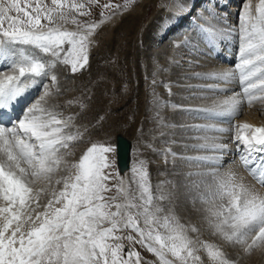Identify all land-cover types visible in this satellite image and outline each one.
<instances>
[{"label": "snow or ice", "instance_id": "snow-or-ice-1", "mask_svg": "<svg viewBox=\"0 0 264 264\" xmlns=\"http://www.w3.org/2000/svg\"><path fill=\"white\" fill-rule=\"evenodd\" d=\"M134 2L126 0L125 7ZM98 3L0 0V59L7 62L0 66V264H154L144 260L135 244L153 253L160 264H205L198 254L201 249L207 264H241L254 251L264 255V194L238 180L232 169L221 172L227 145L216 142L219 136L208 135L228 129L215 123L191 125L205 135L194 137L202 143L186 147L213 154L178 157L168 149L165 155H172L173 166L176 159L205 165L207 171L186 176L209 177L210 182L168 181L166 191L157 187L158 195L153 194L143 159L133 165L130 182L120 178L109 186L113 177L106 170L112 167L107 155L114 151L111 146L92 143L77 162L68 159L73 155L72 145L88 129L74 131L75 115L65 116L58 105L49 104L53 91L44 80L51 74L52 85L59 92L54 72L58 64L70 66L72 73L87 66L99 24L81 21L78 16L90 15L89 6ZM118 7L103 5L104 9ZM218 15L208 10L207 16L200 17L204 23L196 25L208 45H214L224 32ZM238 35L234 68L193 74L218 83L190 88L213 96L232 93L223 98L196 97L210 101L187 109L199 118L226 119L239 114L245 102H264V0H259L254 11L250 0L245 3ZM233 82L241 91L220 86ZM37 88L43 89L38 98L26 99ZM76 103L84 107L82 102ZM234 140L238 150L241 145L248 150L249 155L242 156L246 168L254 162L250 158L253 151L264 154V126L237 125ZM61 172L66 174L58 175ZM252 175L264 185V171L257 174L252 170ZM113 189L116 194L108 195ZM192 192L197 193L191 197L193 211L212 235L238 250L235 259L226 256L221 246L191 235L198 232L195 226L179 222L175 205ZM197 201L210 207L196 208Z\"/></svg>", "mask_w": 264, "mask_h": 264}, {"label": "bare ground", "instance_id": "bare-ground-1", "mask_svg": "<svg viewBox=\"0 0 264 264\" xmlns=\"http://www.w3.org/2000/svg\"><path fill=\"white\" fill-rule=\"evenodd\" d=\"M158 1L159 0H143V2H141V4H138L137 6H135L134 9L131 12L122 14V15L117 16V17H111L110 19L106 20L102 24V26L99 28V30H97V32H96L97 34L95 36L96 37L95 42L99 41L98 42L99 46L92 50L93 51V55H97L96 57H92V59H91L92 60L91 61V69H94V71L92 70L93 72H91L89 74H88V71H85L84 73L82 72L83 73L82 75L80 74V76H79V74H78L76 76L77 81H76L75 88H77L78 87V83L81 82V85H82V87H81L82 89L80 90L81 94L79 95V92L77 91L78 93L75 92V95L74 94H72L71 96L70 95L69 96L57 95L55 97V103H57V105H58V103H60V101L68 103V101L71 100V98L73 99L74 96L75 97L78 96L77 99L79 98L78 100L84 102L83 105L86 108V112H83L84 114H82L83 117L81 119H83L82 124L83 123L85 124L84 125L85 127H83L82 132H83V130L85 128L88 129V131L82 137L83 139H85V141L87 140V138H89L88 140H90V139H93L94 137H97V138H99V140L97 139L99 142L104 143V141L109 137V131L108 130L110 129V127L111 126H120L119 125L120 122L121 123L128 122L131 125L129 129H130L131 133L134 134L135 131L138 129L137 126L142 123V117L144 115H146V114L150 115L151 113L152 114L156 113L158 118L162 117L163 119H167V120H177L179 123L187 122V121H189V123H190V121H192V120L197 121V123H199L200 121H203L204 120L203 118H199L196 114L187 111V109H189V108L200 107V106H203V104H199L197 102H193L194 98H192L190 95L193 92H195V94L196 93L197 94H199V93L201 94L202 90H199L198 88H190L189 87L190 84L188 85V83L190 81H192V79L191 78L187 79L186 77L187 76L188 77H190V76L193 77L194 73H207V72H210V71H208V69H205V68H204V70H198V72L196 70L185 71L186 69L184 67H182V64H181L182 63L181 61H183L185 59H189L190 61L191 60L194 61V62H192V61L191 62H192V65L193 64L195 65V61L197 60V58L194 57V54H192L194 49H198L199 51L200 50L204 51L205 53H209L210 51L214 52L213 55H211L210 57H207V60H208L207 63L211 67L214 66L213 68H215V70H211V71H222V70L231 69V67H227V66L223 67L224 66L223 64H221V66L215 65V63H218L219 61H222V59L218 58L219 56L217 55L219 50H224L225 48H228V49L231 50V48H232L233 42L227 41L228 40L227 35H229L227 33H229V32H226V33L223 32L217 38V41L215 43L217 45H219V42L221 40H223L224 38H225L224 40H226V44L224 45V43H223L224 47L220 48L219 50H216V48L213 49V45L205 44V40H204V38L202 39V33H200L199 30H197L196 33H195V30H192V31H189V32H188V30H185L186 31V35H185V33L182 32V29H184L187 25L188 26H190V25L193 26L194 25L193 23H194L195 19H200L201 16H207L208 15V10H211L212 12H217L219 14L218 17L220 16L221 18H223L227 22H229L228 19L230 18L229 16H230V13H231V12H229V9H231V7H233L232 4L228 5L230 0H196V6H195V3L192 0L191 1L190 0H163V1L160 0V2L162 1L163 5H168V8H169L168 12L169 13L166 12V14L158 15V13L160 11L157 10L156 7H155L154 8V15H153L152 19L150 20L149 25H147V23L145 21H143V18L146 15L147 11L152 7V4L156 5V3ZM223 2H225V3H223ZM226 3H227V6H229V9H226ZM197 6H198V8H197ZM190 7H191V9L192 8L194 9L193 11H195V16L193 17L192 20L190 19V17H187V19H186L185 16L181 17V15H179L180 12H183V10L184 11H186V10L188 11V9H190ZM193 11H191V12L193 13ZM191 12H190L189 15L192 14ZM156 15H158L160 17V18L157 17L159 19L157 20L156 23H160V22H161V24L163 23V27H160V26H162L161 24H160L159 27L154 26L156 29L153 31L152 27H149V26H150L151 23H153L157 19V18H155ZM176 18H177V20L178 19L184 20V18H185V20L183 22H182V20L180 21L181 25L179 24L180 22H178V24L173 25L175 23L174 21H175ZM220 24L223 25L222 27L224 28V30H226V28L228 29V25H226V22H225V24L220 22ZM182 25H184V26H182ZM207 26L208 25H205V27H207ZM149 30H150L151 33H148ZM152 32H153V34H152ZM175 36H177V37L179 36V40H175V42L178 41L181 44H179L177 42L179 46L177 47V44H176V49L174 47L173 49H175V51H172V53L170 51L172 49V48H170L171 45H174V43H172V40L167 41L165 43V45L163 44L164 42L161 41L164 46L161 45L160 42H159L160 44H156L160 40H164V39L167 40L170 37L172 39ZM144 37H146L147 40L150 39V43L151 44L149 43L148 45H152L154 47L153 48V49H155L154 52H163V53L170 52L171 53V55H170L171 57L169 59L170 62H167V60L166 61H162L160 63V65L167 66L169 68V70H171L172 72H180V74L175 75L176 73H174V74L170 73L171 75L167 74L168 76H164V74H160V75L157 74V75L159 76L158 78H161V79H162V77H164L163 81H165V80H167V81H169V80L175 81L176 78L179 77V76L183 78V80H180V82H183L186 85H184L182 87L180 86V88L177 91H175V92H178V93L179 92H183V94L177 95V96H175L173 94L171 96L165 94L166 95L165 97H167L168 101L172 100L173 102H177L176 104H178V103L183 104V106L181 105L182 107H179V108H177L178 106L177 107H174V106L169 107L170 105H167L166 110L168 109L169 111H167V113H165V111L162 110L163 111L162 112L159 109L154 108V106H151L149 104V102H148V100H149L148 95L149 94H148V91H147L148 81L145 79V76H146V74H151L153 72V70H155V68H153V66L150 65V64H148V66H145L146 63L148 61H150L152 53H149L147 51V49H145V47L142 48L141 45H139V43H138L139 40L141 38H144ZM186 37L190 38V42H186ZM195 39H198V42L195 41ZM194 45H197V46L194 47ZM156 48H158L159 50H156ZM166 48H168V49H166ZM145 50H146V52H145ZM207 51H209V52H207ZM230 52H232V50ZM231 54L232 53H229L228 57H226V62L229 61V59L231 57ZM203 57H205V56H203ZM114 58H115V63L119 64V66L117 67L118 68L117 71L110 70L112 68H109L108 65H104L103 64L101 66V62L102 61L106 60L107 64L108 63L110 64L113 61ZM179 60H181V61H179ZM204 60L206 61V58ZM185 63H184V65H185ZM96 65H98L97 69H95ZM225 65H227V64H225ZM3 66H5V65H3ZM164 66H162V67H164ZM188 68H189V66H188ZM69 70H70V68H69ZM188 70H190V69H188ZM55 71H58V66H56ZM68 74H70V73L65 72V70H63L61 72V75L58 76V79H59L58 86L61 88V90L59 92H61V93H62V91L64 92L67 89L73 87V84L71 83V81L67 77ZM206 80H212V79H206ZM177 82H178V80H177ZM195 83L196 84H194V85H201V82L198 81V80H196ZM236 83L233 82V83H231V85L235 87ZM125 85H127V86L125 87ZM202 85H204V83ZM220 86L221 87H225L226 85L221 84ZM187 87H189V88H187ZM52 88L54 89V88H56V86H53ZM230 88H232V87H230ZM92 90L94 91V96L91 97V99H90L89 93ZM188 90L190 91V93H188L189 92ZM36 91L32 90V95L30 97H27L26 99H28V100L32 99V97L36 95ZM186 92L188 93V95H185ZM156 100H157V98H156ZM94 101H95V104H94ZM151 102H154V101H151ZM187 103H189V105L184 106ZM155 104H156V102H155ZM167 104H169V103H167ZM263 104H264V102H260V101L257 102V103H253L250 110H252L253 108L254 109H258V108H261V109L263 108L264 109V106H262ZM204 105H205V103H204ZM123 107H124V110H120ZM57 110L61 111L62 109H61V107L58 106ZM118 110H119V112H118ZM19 111H20V109L18 110V108H17V112H19ZM95 112H97V114H100V116H102L101 118H103V119L100 118V121L102 120L101 121L102 124H96V126H94V124H93L95 122V118H92L93 114L94 115L96 114ZM91 113H93V114H91ZM181 115H182V117H180ZM239 115H240V112L236 116H239ZM236 116H234V118ZM192 117H194V118L192 119ZM77 120H79V119L75 118V120L73 121L74 126H75L73 128L74 131L76 130L75 128H76ZM222 120H214V121H212V123H215L218 127H222V128L228 129L229 125L227 124V122H224ZM224 120H226V119H224ZM209 122H211V121H209ZM204 123H206V122H204ZM204 123H202V124H204ZM200 124H201V122H200ZM99 125H101V126H99ZM148 125H150V124H148ZM179 125H178V127L176 129L174 127H170L168 125L170 127V129L169 128L168 129L171 130V131H174V132L175 131L176 132L177 131L181 132V131H183L182 130L183 128H181V124H179ZM167 127H165V128H167ZM182 127H185V126H182ZM152 128H154V127H152ZM155 128H156V125H155ZM92 129H95V130L92 131ZM100 129H101V131H99ZM153 130H155V129H153ZM107 131H108V133H107ZM114 131H117V129L114 130ZM228 131L223 132V135H221V136L225 137L224 134L228 133ZM156 132L158 133V131H156ZM189 132H187V133H189ZM190 133L192 134V132H190ZM181 134H182V132H181ZM196 134H198V133H196ZM119 135L125 136V135H123L121 133L117 134V136H119ZM135 135H136V133H135ZM117 136H116V138H118ZM168 136H166V137H168ZM173 136H174V134H173ZM143 137H145V135H143ZM194 137H195V135H194ZM168 138H170V137H168ZM190 138H192V135H191ZM102 139L104 141H102ZM229 139H230V137H229ZM129 140L132 143V140L131 139H129ZM141 140H143V139H141ZM138 142H140V141L138 140ZM220 143H221V141H220ZM180 144H182V143H180ZM225 144L227 145V149L224 152L225 153V155H224V161L225 162H224V167L221 169V172H225L228 169H232L236 173V176H237L238 180L242 179V182L246 186L253 187L259 193L264 194V187L260 186L259 183L256 181V179H254V177L252 175V170L250 168H246L243 165L242 162L240 163V161L236 159V156H235V160L234 159L232 160L233 153L231 152V145H229V143H225ZM132 146H134L133 143H132ZM179 147H181V146H179V145L178 146H173L175 151L172 148V150H173L172 152L176 153L178 157L179 156H186V155L179 154V153L183 152L182 150H180ZM232 147H233V145H232ZM132 148H134V147H132ZM86 150H87V148H84L83 145H78L77 147L76 146H72L71 151L73 152V155L70 156V158L74 157V159H72L71 162H73V163L77 162L76 161V157L79 158L83 154V152L86 151ZM236 150L239 151L238 148L235 149V152H236ZM159 152H161V151H159ZM166 152L167 151L164 150V152L159 154L158 156L160 158H162L163 156H167V157H169V159H167V160H169L170 162H167V163L164 162V161L160 162V158H159L158 159L159 162L155 161V162L158 163V165H157L158 169H165V168L167 169V168H169V166L171 167V163L173 161V157H172V155L170 153H167V155H165ZM189 152H188V154H189ZM230 152L232 154H230ZM201 154L204 155L203 152ZM156 155H155V157H156ZM197 155H200L199 152L196 153L195 156H197ZM131 158H133L132 157V150L130 152V162L133 163L134 161L131 160ZM251 159L254 161L253 163H255V169L259 168L258 167L259 164L257 162L256 157L255 156H251ZM144 160H146V159H144ZM176 161L179 162V164H177V167H176L177 170L181 171V172L179 171V174H187L190 171H192V172H194V171L202 172L204 170H207V167L203 168L202 166H200L198 164H195V163H189L187 161L180 160V159H176ZM238 161H239V163H237ZM232 162H234V163H232ZM169 169H172V168H169ZM120 173H121V177L122 178H125V176H127L129 174L128 170H126V172H120ZM158 173H160V172H158ZM166 177H167V175H166ZM202 178L203 177L198 176L197 177V181H199V179H202ZM157 180H160V179H157ZM168 180H170V179H168ZM195 195H197V193L196 192H192L189 196H195ZM200 203L197 202V204H200ZM202 205H203V203H202ZM175 207H176V211H178L179 214H180L179 216L182 217V221H184L183 224L185 226H195L194 223H192V221L190 220V216H189L190 213L193 211L192 208H191L193 206H191L190 201L186 200L185 197L182 196L180 198V200L176 203ZM196 214H197V212H196ZM190 234L194 235L192 233H190ZM222 250L225 252L226 256H228L229 258H232V259L236 258V255H237L236 251L233 250V251L228 253L224 249H222ZM259 253L260 252H258V251H254L250 255V258H249L250 260H248L247 264H257L258 261H257L256 258H258L257 256L260 255Z\"/></svg>", "mask_w": 264, "mask_h": 264}, {"label": "rangeland", "instance_id": "rangeland-1", "mask_svg": "<svg viewBox=\"0 0 264 264\" xmlns=\"http://www.w3.org/2000/svg\"><path fill=\"white\" fill-rule=\"evenodd\" d=\"M163 1V0H162ZM162 1L160 2V0L156 3V5H154V4H152V7L147 11V13H146V15L144 16V18H143V21H145L146 23H147V25H149V23H150V20L152 19V17H153V15H154V8L156 7V9L157 10H159L160 12L158 13V15H161V14H166V12L167 13H169L168 11H169V8H168V5H163L162 4ZM191 1V0H190ZM194 3H195V6H196V0L194 1V0H192ZM47 2H49L50 3V0H47ZM77 2H81V0H77ZM83 2H86V0H83ZM141 2H143V0H135V2L130 6V7H125V4H126V0H99V3L98 4H93V5H90L89 7H90V12H91V14L90 15H88V16H78V19L79 20H81V21H87V22H95V23H97V24H99V27L95 30V32H94V34H93V36H94V43L92 44V46L90 47V50H89V62H88V64H87V66L84 68V69H82V70H80V71H78V72H76V73H72L70 70H69V68H70V66H67V65H60V64H58L57 66H58V71H55V69H54V72H55V74L57 75V77L59 76V75H61V72L63 71V70H65V72H68V73H70V74H68V79L71 81V83L73 84V87L72 88H69V89H67L66 91H62V93L61 92H57L56 91V88H52L54 85H52V82H51V74L49 75V77L48 78H46L45 80H44V83H47V84H49L50 85V87L52 88V91H53V95L51 96V97H49L48 99H49V104L50 105H57V103H55V97L57 96V95H60V96H71L72 94H74L75 95V92H79V95L81 94V87H82V85H81V82H79L78 83V87L77 88H75V86H76V81H77V78H76V76L79 74V76H80V74L82 75L85 71H88V74L89 73H91V72H93L94 71V69H91V59H92V57H96L97 55H93V49L94 48H97L98 46H99V41H97V42H95V39H96V32H97V30H99V28L102 26V24L106 21V20H108V19H110L111 17H117V16H120V15H122V14H125V13H128V12H131L133 9H134V7L135 6H137L138 4H141ZM183 2V1H182ZM248 2V0H230L229 1V3H228V5H230V4H232L233 5V7H231V9H229V6H227V3H226V9H229V12H231L230 13V18L228 19L229 20V22H227L225 19H223V18H221L220 16L218 17V21H219V25L222 27L223 25H221L220 24V22H222L223 24H225V22H226V25H228V29L226 28V30H224V32L226 33V32H229V30H231V34H229V33H227V34H229V35H227V37H228V40L227 41H231V42H233V44H232V48H231V50H232V52H230L231 50L230 49H228V48H225L224 50H219L220 48H223L224 46H223V43H224V45L226 44V40H221L220 42H219V45H217V47H216V50H219V52H221V55L218 57V58H220V59H222V61H219L218 63H215V65H217V66H221V64H223L222 66L223 67H231V69L232 68H234V65H235V63H237L238 62V51H239V35H238V28H239V23H240V14H241V10H242V8H243V6L245 5V3H247ZM258 2H259V0H250V3H251V6H252V8H253V11H254V9H255V6L258 4ZM107 3H111L112 5H119L120 7H118V8H109V9H104L103 8V5L104 4H107ZM223 3H225V2H223ZM203 4V3H202ZM154 5V6H153ZM197 8H198V6H197ZM194 9L192 8L191 9V7H190V9H188V11L186 10V11H184L183 10V12H180V14L179 15H181V17L182 16H185V18L187 19V17H190V19L192 20L193 19V17L195 16V11H193ZM191 11H193V13L191 12ZM103 12V16L101 15V13ZM190 12L192 13L191 15H189L190 14ZM113 13H115L114 15H113ZM158 15H156L155 16V18H157V17H159ZM110 17V18H109ZM202 17V16H201ZM154 18V19H155ZM160 18V17H159ZM159 18H157L153 23H151L150 24V26L149 27H152V30L154 31L156 28L154 27V26H156V27H159L160 26V24H161V22L160 23H156L157 22V20L159 19ZM185 18H184V20H185ZM182 20V19H181ZM180 19H178L177 20V18L175 19V23L173 24V25H175V24H178V22H180L181 21ZM184 20H182V22L184 21ZM232 20V21H231ZM101 21H103V23H101ZM204 23V21L202 20V19H195L194 20V25L193 26H186L184 29H182V32L183 33H185V35H186V31L185 30H188V32L189 31H192V30H195V33H196V31L198 30L197 28H196V25L197 24H203ZM180 25H181V22L179 23ZM162 26H160V27H163V23L161 24ZM182 26H184V25H182ZM181 26V27H182ZM68 27L69 28H72V27H74V26H72V25H68ZM154 27V28H153ZM148 33H151L150 32V30H149V32ZM152 34H153V32H152ZM184 35V34H183ZM182 35V36H183ZM232 35V36H231ZM173 36V35H172ZM201 36V35H200ZM204 35L202 34V39L204 38L203 37ZM174 39V40H173ZM166 39H164V40H160V41H158L156 44H160L161 43V45H165V43L167 42V41H169V40H172V43H174V45H171V47L170 48H172L170 51H171V53H172V51H175V49H176V44H177V47L179 46L178 45V43L179 44H181L180 42H175V40H179V36L177 37V36H175L174 38H172L171 39V37L169 38V39H167L166 41H165ZM161 41H163L164 43L162 44V42ZM195 41H197L198 42V39H195ZM160 42V43H159ZM139 45H141V47L142 48H144L145 47V49H147V51L149 52V53H152L151 54V58H150V61H148L147 63H146V65L145 66H148V64H150V65H152L153 66V68H155V70H153V72L151 73V74H146V76H145V79L148 81V85H147V91H148V98H149V100H148V102H149V104L151 105V106H154V108H157V109H159L160 111H165V113H167V111H169L168 109L166 110V108H167V105H170L169 107H172V106H178L177 108H179V107H182L183 106V104H180V103H178V104H176L177 102H173L172 100H169L168 101V99H167V97H165L166 95H169V96H171L172 94L173 95H175V96H177V95H181V94H183V92H175V91H177L179 88H180V86L182 87V86H184V85H186L185 83H183V82H180V80H183V78L182 77H177L176 78V80L175 81H172V80H169V81H167V80H165V81H163V79H164V77H162V79L161 78H158L159 76L158 75H160V74H164V76H168L170 73L171 74H174V73H176L175 75H178V74H180V72H172L171 70H169V68L167 67V66H164V65H160V63L162 62V61H166L167 60V62H170V55H171V53L170 52H166V53H163V52H154L155 51V49H153L154 47L152 46V45H148L149 43H150V39L149 40H147L146 39V37H144V38H141L140 40H139ZM96 44V45H95ZM151 44V43H150ZM205 44H207L206 42H205ZM235 44V45H234ZM163 45V46H164ZM94 46V47H93ZM168 47V48H169ZM175 47V49H173ZM159 48V47H158ZM158 48H156V50H159ZM168 48H166V49H168ZM194 49V48H193ZM197 50V51H196ZM145 52H146V50H145ZM207 52H209V51H207ZM211 52V53H210ZM209 53H205L204 51H199L198 49H194L193 50V52H192V54H194V57H196L197 58V60L195 61V65L193 64L192 65V62H194V61H190L189 59H185V60H183V61H181V60H179V61H181L182 63V67H184L185 69V71H193V70H196L197 72H198V70H204V68L205 69H208V71H211V70H215V68H213L214 66H210L207 62H208V60H207V57H210L211 55H213V51H210ZM224 52V53H223ZM169 53V54H168ZM229 53H232L231 54V57H230V59H229V61H227L226 62V57H228V54ZM165 54V55H164ZM208 54V55H207ZM188 56V55H187ZM203 56H205V57H203ZM166 57V58H165ZM199 57V58H198ZM206 58V61L204 60ZM46 59H50V57H46ZM2 61V62H1ZM5 60H3V59H0V66H3V65H5L6 66V61L4 62ZM186 63H185V62ZM204 61V62H203ZM222 62V63H221ZM184 63H185V65H184ZM108 65V67L109 68H112V69H110V70H115V71H117V67L119 66V64H116L115 63V58L113 59V61L109 64H107V62H106V60H104V61H102L101 62V66L102 65ZM113 66H112V65ZM187 64V65H186ZM189 64V65H188ZM225 64H227V65H225ZM99 65V64H98ZM98 65H96L95 66V69H97V67H98ZM116 65V66H115ZM184 65V66H183ZM162 66H164V67H162ZM188 66H189V68H188ZM209 66V67H208ZM162 67V68H161ZM194 67V68H193ZM208 67V68H207ZM91 69V70H90ZM165 69V70H164ZM168 69V70H167ZM188 69H190V70H188ZM93 70V71H92ZM157 71V72H156ZM83 72V73H82ZM156 73V74H155ZM155 74V75H154ZM158 74V75H157ZM166 74V75H165ZM168 74V75H167ZM170 74V75H171ZM153 79H152V78ZM180 78V79H179ZM187 79H192V81H190L189 83H188V85L190 84V85H194V84H196L195 82H196V80H198V81H200L201 82V85L204 83V85H208V84H216V83H218L217 81H215V80H206V79H199V78H195L194 76L192 77V76H190V77H186ZM177 80H178V82H177ZM58 81H59V79H58ZM172 81V82H171ZM157 83V84H156ZM198 83V82H197ZM236 83V82H235ZM87 84V83H86ZM182 84V85H181ZM166 85H167V87H166ZM127 85H125V87H126ZM239 85H238V83H236V85H235V87L234 86H232L231 84H227L225 87H227V88H229V89H232V90H234V91H236V92H239V91H241V89H240V86L238 87ZM173 87V88H172ZM178 87V88H177ZM230 87H232V88H230ZM169 88H170V91H169ZM175 88V89H174ZM187 88H189V87H187ZM237 88V89H236ZM150 89V90H149ZM33 90H37L36 91V95L35 96H33L32 97V99L33 98H38V95L40 94V93H42V91H43V89L42 88H37V89H33ZM61 90V88L59 87V91ZM199 90H201V89H199ZM189 91V90H188ZM187 91V92H188ZM57 92V93H56ZM77 92V93H78ZM185 93V95H188V93H190V91L188 92V93ZM60 93V94H59ZM166 94V95H165ZM232 93L231 92H225V93H216L214 96H213V94L212 93H203V92H201V94L199 93V94H195V92H193L190 96L192 97V98H194V101L193 102H197V103H199V104H203L204 105V103L205 104H208V102H210L209 100H205V99H198V98H196V97H198V96H200V95H209V96H213V98H217V97H219V98H223L224 96H228V95H231ZM32 95V94H31ZM89 97H90V99H91V97H93L94 96V91L92 90L90 93H89ZM151 95V96H150ZM153 96V97H152ZM164 96V97H163ZM78 97V96H77ZM77 97H73V99L71 98V100H69V101H73V103L71 104V105H69L68 103H66V102H63V101H60V103H58V106L59 107H61V111L63 112V114L65 115V116H68V115H76L75 116V118H77V119H79V120H77V124H76V128H79L81 131H82V129H83V127H85L84 125V123L82 124V122H83V119H81L83 116H82V114H84L83 112H86V108H85V106L84 107H81V104L80 103H76V101H80V100H78L77 99ZM156 98H157V100H156ZM190 98V97H189ZM32 99H30V100H32ZM87 101V100H86ZM151 101H154V102H151ZM199 101V102H198ZM80 102H82V101H80ZM155 102H156V104H155ZM171 102V103H170ZM257 102H259V101H257ZM257 102H254V103H257ZM84 102H82V104H83ZM167 103H169V104H167ZM94 104H95V101H94ZM154 104V105H153ZM245 104V105H244ZM261 104V103H260ZM162 105V106H161ZM182 105V106H181ZM186 105H189V103H187V104H185L184 106H186ZM251 106L252 105H249V104H247L246 102L245 103H243V105H241V109H240V115L239 116H236L235 118L233 117H230V118H228V119H226V120H222V121H224V122H227V124L229 125V127H228V130L230 131H228V133H226V134H224L225 135V137H222L221 135H223V133H209L208 135H219L220 136V139L219 140H217L216 142L217 143H220V141H221V143L223 142L224 144L225 143H229V145H231V152L233 153V158H232V160L234 159L235 160V155H234V152H235V149L236 148H238V144H237V142L234 140V136L236 135V126L237 125H240V124H243V123H249V124H252V125H254V126H264V109L262 108H258V109H252V110H250L251 109ZM262 106H264V104L262 105ZM196 107V106H195ZM163 108V109H162ZM246 108V109H245ZM165 109V110H164ZM120 110H124V107L122 108V109H120ZM162 111V112H163ZM118 112H119V110H118ZM81 113V114H80ZM96 114H97V112H95ZM80 114V115H79ZM91 114H93V113H91ZM94 115L93 114V117L92 118H95V122L93 123L94 124V126H96V124H102L101 123V121H100V118L102 117V116H100V114H97V115ZM79 115V116H78ZM88 115V114H87ZM86 115V116H87ZM90 115V114H89ZM98 116V117H97ZM152 116V117H151ZM180 117H182V115L180 116ZM162 118V117H161ZM161 118H158V116H157V114L156 113H151L150 115L149 114H146V115H144L143 117H142V123L140 124V125H138L137 127H138V129L135 131V133H136V135H135V133L134 134H132L131 133V131H130V124L128 123V122H123L122 120V122L123 123H119V125L120 126H111L110 127V129L108 130L109 131V137L104 141L103 139H102V141H104V143H101V142H99L98 140H99V138H97V137H94L93 139H90V140H88L89 138H87V140L85 141V139H81V141H78V142H76V143H74L72 146H78V145H83V147L84 148H88V147H90L91 146V144L92 143H101V144H104L105 146H111L113 149H114V151H112V152H110V153H108L107 155H108V158H109V160L112 162V167L110 168V169H107L106 170V172L107 173H110L111 175H112V179H110L109 181H108V183H109V186H112V185H114V184H116V183H118V180L120 179V178H122L121 177V173L120 172H126V170H128V172H129V174L127 175V176H125V178H123L124 180H125V182L126 183H128V182H130V179H131V169H132V167H133V165L134 164H136V162L138 161V160H140V159H146L145 160V162H146V166H147V169H148V172H149V180H150V184H151V186H152V189H153V194L154 195H158L159 193L158 192H156L157 191V187L158 186H164L163 187V190H167V182L168 181H171L172 180V182H175L176 181V179H188L189 177H187L186 176V174H179V171L180 170H177L176 169V167H177V164H179V162L178 161H176L175 162V166H173V163H171V167L169 166V168H172V169H169V168H165V169H158V163L157 162H159L158 161V159L160 158L158 155L159 154H161V153H163L164 152V150H168V149H171V151H173L174 150V148H173V146H181V147H179L180 148V150H182L183 152L182 153H179V154H181V155H186V156H195L196 155V153H198L199 152V154L200 155H203V154H201L202 152L204 153V155H206L207 153V155H210V154H213V153H211V152H208V151H204V150H195V149H193V148H191L190 149V147H186V145H193V144H198V143H202L203 141H201L200 142V140H197V139H194V135H195V137H196V135L197 136H203V135H205V133H203V132H200V131H195L194 132V130H192L191 128H190V126L191 125H195L196 123H197V121H195V120H192V121H190V123H189V121H187V122H182V123H179L177 120H167V119H163V123H160V121L159 120H161ZM194 117H192V119H193ZM102 119V118H101ZM158 119V120H157ZM191 119V118H190ZM166 122H165V121ZM203 120V119H202ZM172 121V122H171ZM175 121V122H174ZM204 122H206V123H208L209 121H211V122H209V123H212V121H214V120H206V119H204L203 120ZM203 121H200L201 122V124L202 123H204ZM230 121V122H229ZM158 122V123H157ZM193 124H192V123ZM200 122L199 123H197V124H200ZM254 122V123H253ZM169 123V124H168ZM148 124H150V125H148ZM164 124V125H163ZM179 124H181V128H183L182 130L183 131H181L182 132V134H181V132H174V131H171V130H169L170 129V127H174L175 129L178 127V125ZM187 124V125H186ZM191 124V125H190ZM205 124V123H204ZM155 125H156V128H155ZM158 125V126H157ZM160 125V126H159ZM162 125V126H161ZM170 127H169V126ZM99 126H101V125H99ZM147 126V127H146ZM150 126V127H149ZM168 126V127H167ZM176 126V127H175ZM180 126V125H179ZM182 126H185V127H182ZM152 127H154V128H152ZM163 127V128H162ZM165 127H167V128H165ZM75 128V129H76ZM142 128V129H141ZM145 128V129H144ZM169 128V129H168ZM230 128V129H229ZM117 129V131H114V130H116ZM150 129V130H149ZM153 129H155V130H153ZM162 129V130H161ZM164 129V130H163ZM190 131V132H192V134L188 131V130ZM95 129H92V131H94ZM121 130V131H120ZM149 130V131H148ZM161 130V131H160ZM187 130V131H186ZM232 130V131H231ZM99 131H101V129L99 130ZM108 131H107V133H108ZM140 131V132H139ZM142 131V132H141ZM156 131H158V133L156 132ZM154 132V133H153ZM156 132V133H155ZM163 132V133H162ZM187 132H189V133H187ZM118 133H121V134H123V135H125L126 137H128L129 139H131L132 140V143H133V145L134 146H132V147H134V148H132V157L133 158H131V160H133L134 162L132 163V162H130V165H129V167L126 169V170H124V171H122L121 170V168H120V165H119V163H118V155H117V141H118V138H116V136H117V134ZM169 135H167V134ZM187 133V134H186ZM196 133H198V134H196ZM203 133V134H202ZM148 134V135H147ZM150 134V135H149ZM172 134V135H171ZM173 134H174V136H173ZM138 135V136H137ZM142 135V136H141ZM143 135H145V137H143ZM152 135V136H151ZM154 135V136H153ZM190 135V136H189ZM191 135H192V138H190L191 137ZM227 135V136H226ZM150 136V137H149ZM166 136H168V137H170V138H168V137H166ZM172 136V137H171ZM177 136V137H176ZM188 136V137H187ZM118 137V136H117ZM229 137H230V139H229ZM137 138V139H136ZM154 138V139H153ZM189 140H188V139ZM98 139V140H97ZM141 139H143V140H141ZM187 139V140H186ZM224 139V140H223ZM138 140L140 141V142H138ZM162 140V141H161ZM180 141V142H179ZM186 141V142H185ZM180 143H182V144H180ZM222 143V144H223ZM147 144H150L151 145V147H147L146 145ZM176 144V145H175ZM184 144V145H183ZM165 145V146H164ZM232 145H233V147H232ZM237 145V146H236ZM140 146V147H139ZM242 146V145H241ZM240 146V147H241ZM143 147V148H142ZM160 147V148H159ZM172 148H173V150H172ZM186 149V150H185ZM177 150V149H176ZM159 151H161V152H159ZM175 151V150H174ZM178 151V150H177ZM190 151V152H189ZM202 151V152H201ZM188 152H189V154H188ZM228 152V151H227ZM230 152V154H232ZM210 153V154H209ZM157 154V155H156ZM191 154V155H190ZM155 155H156V157H155ZM224 155H225V153H224ZM248 156V154H241V152H240V154L239 155H237L236 156V159L237 160H239L240 161V163L242 162V156ZM154 156V157H153ZM158 157V158H157ZM238 157V158H237ZM157 158V159H156ZM72 159H74V157H69V160L70 161H72ZM78 159L79 158H77L76 157V161H78ZM167 159H169V157H167V156H163L162 158H160V162H162V161H164V162H170L169 160H167ZM155 161H157V162H155ZM239 161L237 162V163H239ZM132 163V164H131ZM232 163H234V162H232ZM153 164V165H152ZM155 164V165H154ZM132 165V166H131ZM240 165V164H239ZM200 166H202L203 168H205L206 166L205 165H200ZM158 170V171H157ZM203 170V169H202ZM201 171V170H200ZM204 171H207V170H204ZM73 172H74V170H73ZM158 172H160V173H158ZM181 172V171H180ZM190 172H192V171H190ZM194 172H196V171H194ZM171 173V174H170ZM66 173H64V172H61V173H59L58 175H65ZM164 174V175H163ZM166 175H167V177H166ZM170 178H169V177ZM177 176V177H176ZM185 176V177H184ZM197 177L198 176H192V178L190 177L188 180H195V181H197ZM196 178V179H195ZM157 179H160V180H157ZM168 179H170V180H168ZM203 180H206V181H208L209 180V182H210V178L209 177H203L202 178ZM202 179H199V180H202ZM166 182V183H165ZM164 184V185H163ZM201 191L203 192V191H205L204 189H203V187H201ZM116 193H115V190L113 189V191L111 192V193H109L108 195H115ZM192 196H188L187 198H185L186 200H188V201H190V203H191V206H193V204H192V198H191ZM210 199V198H209ZM197 202H201L200 204H197ZM196 202V205H195V207L196 208H201V207H210V204H205V203H203L202 201H197ZM0 203H2V202H0ZM202 203H203V205H202ZM198 206V207H197ZM192 208V210H193V207H191ZM178 213V214H177ZM180 214H179V212L178 211H176V216L178 217ZM190 220L192 221V223H194V225H195V227L198 229V232H197V234L195 233L194 234V236H199L198 238H199V240L201 241V242H207V243H215V244H217L218 246H221V248L222 249H224L226 252H231V251H238V250H236V249H233V248H230L228 245H226V244H224V242L223 241H221V240H219L218 238H216L215 236H213V235H211L210 234V232L202 225V221H201V218H200V216H199V214L197 213L196 214V212L195 211H192L191 213H190ZM194 216V217H193ZM179 218V222L180 223H182L183 224V222L184 221H182V217L181 216H179L178 217ZM199 219V220H198ZM197 221V222H196ZM196 222V223H195ZM133 235H135V233H133ZM125 243H127V242H125ZM133 247L135 248V250L136 251H138V252H140V254H141V256L144 258V260L145 261H150V262H154V264H160V262L158 261V258L157 257H155V255L153 254V253H150L146 248H143V247H141L139 244H135V245H133ZM125 252H127V247L125 248ZM200 256H201V258L203 259V260H205V264H207V256H206V252H204L202 249H201V251L198 253ZM260 254V253H259ZM258 258H256L257 259V261H258V263L257 264H264V255H259V256H257ZM250 258V256H247V257H245L242 261H241V264H247L248 263V260H250L249 259Z\"/></svg>", "mask_w": 264, "mask_h": 264}, {"label": "water", "instance_id": "water-1", "mask_svg": "<svg viewBox=\"0 0 264 264\" xmlns=\"http://www.w3.org/2000/svg\"><path fill=\"white\" fill-rule=\"evenodd\" d=\"M132 150L131 141L122 135L118 136L117 155L118 163L122 171L126 170L130 165V152Z\"/></svg>", "mask_w": 264, "mask_h": 264}]
</instances>
